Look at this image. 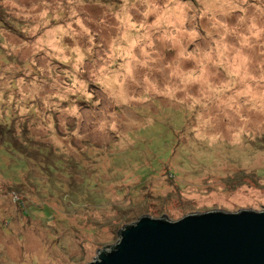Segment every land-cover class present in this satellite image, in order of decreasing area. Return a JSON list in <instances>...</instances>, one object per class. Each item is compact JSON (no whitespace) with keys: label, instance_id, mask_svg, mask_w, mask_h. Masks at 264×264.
Returning a JSON list of instances; mask_svg holds the SVG:
<instances>
[{"label":"rangeland","instance_id":"obj_1","mask_svg":"<svg viewBox=\"0 0 264 264\" xmlns=\"http://www.w3.org/2000/svg\"><path fill=\"white\" fill-rule=\"evenodd\" d=\"M214 207L264 208V0H0V264Z\"/></svg>","mask_w":264,"mask_h":264},{"label":"water","instance_id":"obj_2","mask_svg":"<svg viewBox=\"0 0 264 264\" xmlns=\"http://www.w3.org/2000/svg\"><path fill=\"white\" fill-rule=\"evenodd\" d=\"M84 264H264V208L138 215Z\"/></svg>","mask_w":264,"mask_h":264}]
</instances>
